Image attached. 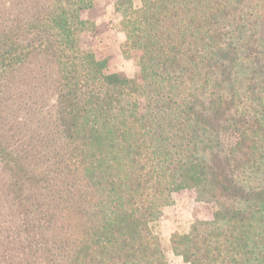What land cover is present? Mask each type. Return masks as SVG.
Returning a JSON list of instances; mask_svg holds the SVG:
<instances>
[{
	"label": "trees",
	"instance_id": "1",
	"mask_svg": "<svg viewBox=\"0 0 264 264\" xmlns=\"http://www.w3.org/2000/svg\"><path fill=\"white\" fill-rule=\"evenodd\" d=\"M94 0H0V264H264V0H117L140 80L83 39Z\"/></svg>",
	"mask_w": 264,
	"mask_h": 264
},
{
	"label": "rangeland",
	"instance_id": "2",
	"mask_svg": "<svg viewBox=\"0 0 264 264\" xmlns=\"http://www.w3.org/2000/svg\"><path fill=\"white\" fill-rule=\"evenodd\" d=\"M117 0H94L83 19L95 26V31L83 39L99 60H106L108 72L140 80L139 54L125 47L126 37L120 27V16L115 11ZM172 204L163 210L159 225L161 244L169 264H187L172 252L170 235L185 232L196 221L212 219V206L201 203L193 191L173 194Z\"/></svg>",
	"mask_w": 264,
	"mask_h": 264
}]
</instances>
